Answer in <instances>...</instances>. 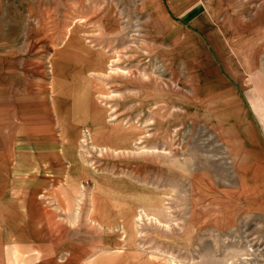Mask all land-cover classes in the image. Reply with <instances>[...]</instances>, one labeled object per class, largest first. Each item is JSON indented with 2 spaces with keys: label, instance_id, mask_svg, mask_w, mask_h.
Here are the masks:
<instances>
[{
  "label": "rangeland",
  "instance_id": "374dc122",
  "mask_svg": "<svg viewBox=\"0 0 264 264\" xmlns=\"http://www.w3.org/2000/svg\"><path fill=\"white\" fill-rule=\"evenodd\" d=\"M139 3L140 0L128 2L127 5L117 4L119 16L113 21L114 29L111 33L85 34V43L89 47L101 49L108 55L114 54L118 60L116 74L103 80L96 77L109 89L108 98L103 103L108 109L111 125L133 128L142 145L124 154L114 151L102 153L95 146L91 135L86 130L82 131V128L80 157L94 175L85 173L78 176L74 183L68 178L69 158L75 152L72 147L64 144L58 115L53 106L52 64L46 61L47 65H43L45 61L38 63L35 60H48L50 52L46 57H40L39 52H21L16 65H0V76L6 74L10 77L13 74L15 77L12 81L13 91L17 94L15 106L19 108L15 107L14 110L20 112L5 115V120L14 119L15 135L19 131V169L22 176L28 174L24 172L36 169L32 163L37 161L40 164L37 169L50 173L51 181L53 179L51 188L47 186L48 190L42 200L52 208L53 236L56 235L57 241L64 238L68 244V253L63 254L59 260L63 263L74 260L71 264H75L73 252L78 247L95 246L99 251L96 264H124L128 248L123 239L129 235L133 237L132 249L138 251L139 258L149 253L166 257L178 264H264V216L252 215L238 220V225L226 232H215L210 228L206 231L198 229L201 233L196 241H188L190 211L195 201L199 200L197 196L201 199L204 193L195 192L188 178L190 174L209 173L206 180L212 183L215 192L207 190L206 199L197 208L205 210L206 201V205L211 204L208 211L214 209L216 204L220 208L223 205L224 190L238 188L241 178L229 160L226 147L216 136L196 120H186L185 110L180 108L188 106V98L172 99L166 93L154 100L156 97L153 90L157 87L153 83L156 79L166 85L174 77L175 86H179L182 95L186 94V74L178 62L173 63L169 59L170 52L160 51L155 44L148 43L145 19L137 11ZM37 4L43 11L44 4ZM103 6L108 5L102 3ZM31 21L33 24L37 21L44 23L41 19ZM48 21L53 30L57 31L62 30L63 25H68L69 28L59 36L61 40H57L60 43L69 36V29L76 21H85L97 30L102 18L63 19L57 14L56 19L50 18ZM12 38L15 46L24 41L19 36ZM53 41L56 43L55 39ZM135 49L140 51L137 58L130 55ZM8 71L12 73L8 74ZM124 71L129 75H123ZM19 80L23 86H19ZM70 83L66 82L65 86L71 88ZM144 87L151 91L152 100L142 91ZM172 89L168 87V90ZM167 102L177 110L176 114L183 112L181 115L184 118L174 116L177 122L171 125L162 122ZM262 106L264 108V98L253 99L256 112L263 109ZM61 108L67 110L69 106ZM69 109L67 112L72 113ZM168 125V130L173 132L172 136L163 133ZM108 145L110 147L109 142ZM96 178L103 184L97 186ZM109 180L123 184V191L114 189ZM146 189L150 192L149 199L154 200L159 196L163 201V210H156L158 215L150 204L145 206L143 193ZM26 202L22 203L30 205ZM139 212L158 220L138 221L137 217L141 215ZM94 219L100 221V229L95 225L96 221L92 222ZM104 221H108L110 227L103 226ZM133 259H136V254Z\"/></svg>",
  "mask_w": 264,
  "mask_h": 264
},
{
  "label": "crops",
  "instance_id": "0c3cea01",
  "mask_svg": "<svg viewBox=\"0 0 264 264\" xmlns=\"http://www.w3.org/2000/svg\"><path fill=\"white\" fill-rule=\"evenodd\" d=\"M133 1L138 0H0V65H16L21 52H39L40 57L50 52L48 60H35L51 65L59 60L58 52L74 58L72 55L81 54L86 47L103 51L89 47L85 34L111 33L113 21L119 16L117 4ZM38 2L44 4L43 11ZM102 3L108 6L101 7ZM137 11L145 19L148 43L170 52L169 59L178 62L186 74V94L175 86L174 77L164 84L165 94L172 99L188 98V106L178 108L185 110L187 121L196 120L226 147L241 178L238 188L224 190L223 205L217 208L216 204L208 211L211 204L206 205V201L205 210L197 208L206 199L207 190L215 192L206 180L209 173L190 174L195 192L204 193L190 207L188 241H196L208 228L226 232L238 225V220L264 216V108L259 112L253 108V99L264 98V0H140ZM57 14L63 19L102 18V22L96 30L85 21H76L69 36L58 43L69 27L66 24L62 30H53L48 20L56 19ZM33 19L44 23L33 24ZM13 36L24 38L23 43L15 46ZM14 79L13 74L0 76V264H71L74 260H59L68 253V244L64 238L57 241L53 236L52 208L42 200L47 186H52L51 174L38 170L37 161L32 163L36 169L24 172L28 173L25 176L19 169V131L15 135L14 119L5 120V115L20 112L14 110L19 108L15 106ZM181 114L177 117L184 118ZM147 191L143 193L145 206L153 208V202L162 200L159 196L149 199ZM95 221L100 229V221ZM104 222L103 226L110 227L108 221ZM125 238L128 254L124 264H178L149 253L139 258L138 251L133 250V237ZM98 252L95 246L78 247L73 252L75 264H96ZM134 254L136 259L132 261Z\"/></svg>",
  "mask_w": 264,
  "mask_h": 264
},
{
  "label": "bare ground",
  "instance_id": "6f19581e",
  "mask_svg": "<svg viewBox=\"0 0 264 264\" xmlns=\"http://www.w3.org/2000/svg\"><path fill=\"white\" fill-rule=\"evenodd\" d=\"M68 55L66 52H58L56 56H58L59 60L54 61L51 65V96L54 109L58 115V125L62 129L64 144L68 145L69 148L72 147L75 152L70 156V165L67 166L70 168L68 178L74 183L80 175L85 173L94 175V172L82 162L80 157L79 140L82 128V131L86 130L91 135L95 146L99 147L102 153L103 151L104 153L114 151L124 154L133 151V147L139 149V146L142 145L141 140L137 137V131L133 128L130 129V127L124 125H111L112 121H109L108 109L106 104L103 103L108 98L109 89L106 88L102 81H99L109 78L118 72L116 56L114 54L108 55L104 51H94L88 47L82 50L81 54L72 55L74 58ZM130 55L133 58H137L140 55V51L138 49L132 50ZM122 73L123 75H129L127 71ZM96 77L100 80L98 81ZM66 82H71V88L65 86ZM18 83L19 86H23L21 80ZM153 85L157 87L153 90L156 97L154 100H157L162 94H165V88L167 87L157 79ZM142 91L152 100V93L149 89L144 87ZM159 101L163 100L160 99ZM66 105L69 106L70 109H68L72 113L67 112L68 109L61 108V106ZM160 107L164 108L161 105ZM165 110L162 122L170 125L177 122L173 118L177 115L175 113L177 110L171 108L169 102L166 103ZM170 125L163 131L164 135H173V132L168 130ZM95 181L97 186L103 184L97 178ZM109 182H111L114 189L123 191V184L112 180H109ZM163 207V201L153 202L154 211L163 210ZM157 212L155 213L158 215ZM139 213L141 215H137L138 221L145 219L147 221L158 220L157 217V219L149 218L148 216L150 215ZM125 229V224H123V230L125 231Z\"/></svg>",
  "mask_w": 264,
  "mask_h": 264
}]
</instances>
